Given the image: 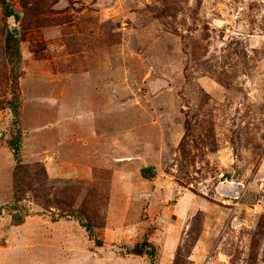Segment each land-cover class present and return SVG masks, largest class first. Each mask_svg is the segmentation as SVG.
Here are the masks:
<instances>
[{
  "label": "rangeland",
  "instance_id": "obj_1",
  "mask_svg": "<svg viewBox=\"0 0 264 264\" xmlns=\"http://www.w3.org/2000/svg\"><path fill=\"white\" fill-rule=\"evenodd\" d=\"M8 1L0 264H264V0Z\"/></svg>",
  "mask_w": 264,
  "mask_h": 264
},
{
  "label": "trees",
  "instance_id": "obj_2",
  "mask_svg": "<svg viewBox=\"0 0 264 264\" xmlns=\"http://www.w3.org/2000/svg\"><path fill=\"white\" fill-rule=\"evenodd\" d=\"M5 9L6 17H15L17 20L20 16L15 12V10L11 7L8 0H0ZM17 30H8L7 34V52L13 66H17L21 59V47L20 42L17 36ZM21 94L18 89V82L15 81L13 87V99L10 103L13 115L15 117L14 120V132L12 133L11 138L8 141L9 147L13 152L14 159L16 162L15 170H14V182H15V202H19L22 200V183L21 176L24 173V164L22 159V142H23V130L21 129ZM152 167H145L142 169V173L145 177H152L153 173L151 172ZM6 208V207H5ZM7 209L11 211L12 214V222L15 225H21L24 223L25 216L27 214H22L20 207L17 204L8 205ZM87 230L91 233L92 229L90 225H86ZM99 245H102L101 240H96ZM129 253L135 255H146L150 258L152 264H156V259L158 255L157 248L152 245L148 240H144L136 244L132 249L129 250Z\"/></svg>",
  "mask_w": 264,
  "mask_h": 264
}]
</instances>
